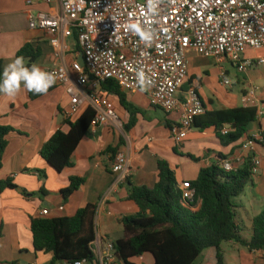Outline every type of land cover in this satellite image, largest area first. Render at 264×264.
<instances>
[{
  "label": "crops",
  "instance_id": "0c3cea01",
  "mask_svg": "<svg viewBox=\"0 0 264 264\" xmlns=\"http://www.w3.org/2000/svg\"><path fill=\"white\" fill-rule=\"evenodd\" d=\"M40 12L57 13V3L51 6L39 0H0L2 71L16 58L17 52L25 44H31L40 51V56L34 62L25 61L26 66L35 64L48 71L58 65H70L76 59L78 53L73 38L61 37L62 44H66L70 50L65 56L56 58L55 49L49 44V37L43 32L29 29V21ZM191 54L198 55L194 51L189 53L188 79L184 89L190 85L196 86L203 104L205 105L203 98H207L208 104L213 107V95L208 96L204 90L208 86L205 82L209 75L191 62ZM245 57L264 61V49L247 50ZM226 63L229 62L218 64ZM226 74L227 71L222 67L218 77ZM245 77L246 84H254V71H250ZM89 92V86H86L84 96ZM30 93L23 87L15 97L0 93V126L13 130L6 138L8 144L1 160L0 181L10 180L16 186L15 189H0V264H50L51 254L34 251L31 221L69 217L88 204L96 205L95 241L92 244L96 259L100 247L103 249L101 243H115L122 238V219L138 213L136 205L128 199L127 179L136 187H154L158 181L157 162L164 160L174 171L180 187L183 182L195 181L201 169L217 164L218 155L226 159L233 156L245 140L227 144L222 140V132L218 135L214 129L200 131L193 127L181 143L176 144L173 135L178 126L179 111L163 113V118H151L147 112L160 110L149 106L146 93H127L133 97L130 101L132 105L140 102L142 108H145L142 111L133 105L138 112L134 128L128 133L124 131L123 126L128 123L129 114L119 104L116 105L113 98L120 123L99 126L95 134L90 129L72 154L70 167L57 173L39 153L57 130H69L64 125V120L70 100L61 87L48 90L34 99L30 98ZM262 96L263 100L264 93ZM239 103L236 98L228 96L226 105L218 110L250 107ZM260 103L261 108H264V102ZM89 106L85 101L72 118L81 115ZM214 110L217 111L206 107V111ZM258 134L264 136V118L248 127V137ZM110 146L118 148V152L124 153L128 158L129 174L125 181H116L118 175L112 171L113 161L109 154H105ZM255 152L261 160L258 174L252 177V183L236 201L239 207L237 223L245 238L251 236L254 217L264 211V197L259 198V189L264 187L260 181V178H264V150L257 146ZM186 155L193 156L198 161L194 162ZM74 177L83 178L85 182L64 201L61 191L68 187L69 180ZM242 199H245L246 204ZM43 210L48 211L47 216H42ZM227 244L230 258L227 262L225 260L226 264H264L263 252H250L233 242ZM131 263L154 264V261L151 255L146 254Z\"/></svg>",
  "mask_w": 264,
  "mask_h": 264
},
{
  "label": "built area",
  "instance_id": "2783aa9c",
  "mask_svg": "<svg viewBox=\"0 0 264 264\" xmlns=\"http://www.w3.org/2000/svg\"><path fill=\"white\" fill-rule=\"evenodd\" d=\"M39 1L51 6L56 2L58 12L38 13L29 21V29L49 37L56 58L70 50L62 44L61 37H75L79 49L70 65L48 69L55 76V83L48 90L64 89L70 100L66 119L75 116L87 101L95 112L90 127L94 134L99 126L120 123L115 97L101 90V84L109 80L126 93L145 92L153 109L165 114L179 111L173 140L180 144L193 129L194 119L206 112L197 87L190 85L184 89L191 51L218 63L227 61L245 75L264 63L245 57L247 50L264 49V0ZM80 53L83 65L78 62ZM220 83L232 87L224 75ZM86 86L90 92L84 96ZM242 86L243 104L257 108V120L264 118V108L255 95L257 88L246 82ZM257 146L264 150V136H249L233 156L222 160L223 170L235 172L250 158L251 174L256 176L261 164L255 152ZM128 165L126 155L118 153L112 166L113 173L118 175L117 182L127 179ZM189 184L183 182L179 187L183 200L193 197ZM41 214L47 216L48 211ZM101 244L103 249L98 250L95 264L122 263L113 242ZM74 264L88 263L83 260Z\"/></svg>",
  "mask_w": 264,
  "mask_h": 264
},
{
  "label": "trees",
  "instance_id": "16d2710c",
  "mask_svg": "<svg viewBox=\"0 0 264 264\" xmlns=\"http://www.w3.org/2000/svg\"><path fill=\"white\" fill-rule=\"evenodd\" d=\"M18 56L34 62L40 51L25 44L17 52ZM101 90L115 97L119 106L129 114V121L123 126L128 133L134 128L138 114L128 100V94L112 80L101 84ZM40 95L31 92L30 98ZM94 117V110L87 107L81 115L65 119L64 125L69 130H57L42 146L40 157L57 173L69 168L70 158L90 130ZM256 121V107H236L206 111L194 119L193 127L200 131L214 129L218 135L225 130L227 133L222 137L230 144L249 138L248 127ZM11 132V128L0 126V166L8 144L6 138ZM118 153V148L111 146L105 151L112 161ZM186 156L198 161L193 156ZM218 158L217 164L201 169L197 179L189 184L194 191L190 200L182 199L175 173L164 160L157 162L158 181L154 187H136L126 180L128 199L136 205L138 213L122 219L123 236L114 243L123 264H132V260L146 254L152 256L154 264H194L200 257L203 264H226L222 244L229 242L250 252L264 253V211L252 220L249 238L243 236L237 223L239 207L236 201L252 183L251 159L247 158L241 169L226 172L221 166L226 158L221 155ZM84 182L83 178H71L68 187L61 191L64 201ZM15 188L10 180L0 181V189ZM95 214L96 205L88 204L69 217L32 220L30 231L34 251L51 254L50 264H74L83 260L95 264L92 247Z\"/></svg>",
  "mask_w": 264,
  "mask_h": 264
},
{
  "label": "rangeland",
  "instance_id": "374dc122",
  "mask_svg": "<svg viewBox=\"0 0 264 264\" xmlns=\"http://www.w3.org/2000/svg\"><path fill=\"white\" fill-rule=\"evenodd\" d=\"M189 56V55H188ZM194 57V58H193ZM191 62L196 66L199 67V69L201 70H205L207 71L206 73L209 75L206 79V84H208L207 87H205V91L207 93L208 96H212L213 95V99L215 101V106H210L207 102V98H203L206 107L210 108V109H220L222 108L224 105H226V98L228 96H231L233 98H236L237 101H239L240 105H244L242 102V98H243V94L242 95V89L243 86L242 84L245 83V74H241L239 73L234 66L231 65V63H226L224 65L218 64L216 63V61L214 59H210V58H203L201 56H198L196 54H191ZM224 70L227 71L226 74V78L231 82L232 87L231 88H226L223 85H221L220 81L221 78L218 77L219 75V71L220 68H222ZM251 72L254 71V75H255V82L252 85L253 87L257 88L256 91V98L257 101L259 102H264V99L262 100L263 96L262 94L264 93V64L263 65H259L253 69L250 70ZM187 83V82H186ZM185 83V84H186ZM132 96L129 95L128 96V100L131 101L132 100ZM114 101L116 102V105H118V101L115 98ZM135 105L138 109H141L142 111H144L145 108H142V104L140 102H134ZM134 106V107H135ZM123 109V108H122ZM124 110V109H123ZM147 114L150 115L151 118H163V112L162 111H157V112H152L149 113L147 112ZM123 132V130H122ZM222 140L224 142H226V138L222 137ZM260 181L262 183V185L264 186V178H260ZM262 197H264V187L259 189V198L261 199ZM245 202V199H242ZM222 250L224 251V257L226 262L229 261L230 258V249L227 243H223L222 244ZM203 263V259L202 257L198 258V260L194 263V264H202Z\"/></svg>",
  "mask_w": 264,
  "mask_h": 264
},
{
  "label": "clouds",
  "instance_id": "9594fccd",
  "mask_svg": "<svg viewBox=\"0 0 264 264\" xmlns=\"http://www.w3.org/2000/svg\"><path fill=\"white\" fill-rule=\"evenodd\" d=\"M138 30V29H137ZM148 39L147 34H143ZM55 83L53 73L43 70L38 65L26 66L22 56L16 57L0 72V93L15 97L23 87L29 92L43 94Z\"/></svg>",
  "mask_w": 264,
  "mask_h": 264
},
{
  "label": "water",
  "instance_id": "95a60500",
  "mask_svg": "<svg viewBox=\"0 0 264 264\" xmlns=\"http://www.w3.org/2000/svg\"><path fill=\"white\" fill-rule=\"evenodd\" d=\"M78 62H79L81 65L84 64L82 53L79 54ZM225 127H226V128H231L230 125H226Z\"/></svg>",
  "mask_w": 264,
  "mask_h": 264
}]
</instances>
